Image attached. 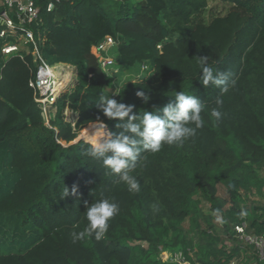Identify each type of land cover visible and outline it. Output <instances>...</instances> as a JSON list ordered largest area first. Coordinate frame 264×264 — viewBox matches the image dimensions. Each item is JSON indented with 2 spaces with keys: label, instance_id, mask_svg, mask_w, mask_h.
<instances>
[{
  "label": "trees",
  "instance_id": "trees-1",
  "mask_svg": "<svg viewBox=\"0 0 264 264\" xmlns=\"http://www.w3.org/2000/svg\"><path fill=\"white\" fill-rule=\"evenodd\" d=\"M47 1H40V20L32 25L42 38L39 51L49 63L75 65L77 79L57 98L56 116L45 124L29 85L37 61L26 45L5 56L2 45L16 39L0 36V264H163L160 248H181L201 264H228L239 255L235 223L245 221L248 231L264 234V204L240 205L255 169L264 168V0H219L220 9L209 0H53L51 10ZM106 35L117 41L118 65L140 73L110 97L135 105L137 113L162 108L177 91L204 105V126L182 146L141 151L129 170L140 183L138 193L88 155L92 140L121 131V121L96 106L110 80L95 54ZM200 56L230 73L226 93L199 81ZM137 91L150 100L144 103ZM218 96L224 113L219 121L211 115ZM65 107L77 113L74 124L64 119ZM86 125L92 140L81 135L73 142ZM74 185L76 195L61 199L64 187L71 193ZM219 185L229 203L222 234L199 229L195 221L194 241L183 222L196 220L199 194L221 208ZM101 199L120 209L105 236L74 243L72 233L88 223L85 202ZM223 240L232 246H219Z\"/></svg>",
  "mask_w": 264,
  "mask_h": 264
},
{
  "label": "clouds",
  "instance_id": "clouds-1",
  "mask_svg": "<svg viewBox=\"0 0 264 264\" xmlns=\"http://www.w3.org/2000/svg\"><path fill=\"white\" fill-rule=\"evenodd\" d=\"M207 59V56H200L199 81L205 87L212 84L218 87L222 94L226 93L230 73L215 70L208 65ZM135 95L144 103L151 98L145 91H137ZM215 103L218 107L212 108L211 115L219 121L224 115L219 110L223 106V100L218 96ZM96 106L107 118H118L121 123L116 124V128L121 131L110 132L102 141L93 143L88 155L102 160L106 168L118 174L131 193L140 191L139 181L129 174V170L135 167L142 150L158 152L162 144L182 146L184 140L194 136L196 130L204 126L201 116L204 105L199 98L183 91H177L174 100L162 108L154 106L155 111L134 112L135 105L125 104L105 94L99 96ZM189 125H195V127ZM76 193L75 185L71 193L65 186L60 198L63 199L70 194L76 195ZM85 207V217L88 223L83 231L72 233L74 243L86 236L94 237L97 241L101 240L109 229V220L120 210L119 205L109 199L97 200L91 204L85 202ZM153 209L156 210L155 205ZM218 212L217 209L214 214ZM240 215L244 216L246 212L242 210ZM217 219L220 220L219 216ZM220 222L223 223L222 220Z\"/></svg>",
  "mask_w": 264,
  "mask_h": 264
},
{
  "label": "built area",
  "instance_id": "built-area-1",
  "mask_svg": "<svg viewBox=\"0 0 264 264\" xmlns=\"http://www.w3.org/2000/svg\"><path fill=\"white\" fill-rule=\"evenodd\" d=\"M40 1L0 0V36L13 35L16 39V42L4 43L1 51L7 56L18 52L20 45H26V52H30L37 61L35 76L29 79V85L33 88L34 100L40 108L44 122L49 124V120L56 116V101L62 94V89L66 86L68 88L74 86L73 78L77 77V69L73 64L49 63L42 57L39 51V42L42 38L35 36L32 28V25L40 20ZM46 7L51 10L54 7L53 0H48ZM116 45V39L111 35H106L95 46L99 67L110 80L122 75L123 72L131 75L118 65L115 54H111ZM140 69L145 72L149 66L147 63H143ZM131 76H135V79L131 80L135 81L140 78V73ZM64 115L65 113H63ZM72 124L74 123L72 122ZM233 233L242 259L245 262L247 260L246 264H264V234L248 231L245 221L235 223ZM232 244V242L227 244L225 248L229 249ZM191 254L187 255L181 248L174 250L160 248L157 258L163 264H201ZM235 257L228 264H241V262L235 261Z\"/></svg>",
  "mask_w": 264,
  "mask_h": 264
},
{
  "label": "rangeland",
  "instance_id": "rangeland-1",
  "mask_svg": "<svg viewBox=\"0 0 264 264\" xmlns=\"http://www.w3.org/2000/svg\"><path fill=\"white\" fill-rule=\"evenodd\" d=\"M209 4H217V8H221V3L219 2V0H209ZM114 49H112L111 54L114 53ZM77 79V77H76ZM76 79L73 78V84L76 83ZM132 79H135V76H131L129 74H125V72H123L122 75H119L117 78L115 79H111L109 80V84L108 87L105 90V95L108 96H113L116 94V92L123 87L126 82L131 81ZM72 87H64L62 89V93L71 89ZM65 111V112H64ZM63 113H65L64 115V119L65 120H69L71 122L74 123L76 117H77V113L76 112H72L68 107L64 108ZM45 124H48V122ZM87 127L84 126L81 129H79L77 131V136H81V135H86L88 138L89 136L86 134L85 132V128ZM91 139V138H89ZM92 140V139H91ZM94 142H100L102 140H92ZM199 198V211L196 214L195 218L196 220L192 219V218H186L183 222V227L185 229V231L188 233V236L192 237L194 241L197 240V233L195 232V230L192 228L195 224V221H198L199 223V229L200 228H205L208 230H211L213 233H217V234H222V230H223V223H224V210L227 209V207L229 206L227 197H226V193L224 190V187L222 185L218 186V191L216 194V198H217V202L218 204L221 205V208L219 209V212L215 213V210L211 204V202L207 199H205L204 196L202 195H198ZM261 205L264 204V168H256L254 171V175L251 177L250 179V183H249V188L242 190L241 192V197H240V205L241 207H249L251 205ZM217 216H219L220 220L223 221V223L220 222V220L217 219ZM211 225V226H210ZM232 241L230 240H223L219 243V246H223L225 247L227 244H230ZM248 259V258H247ZM235 261L241 262V264H246V262L242 259V254L239 253L238 256L235 257ZM245 262V263H243ZM237 264V263H236Z\"/></svg>",
  "mask_w": 264,
  "mask_h": 264
},
{
  "label": "water",
  "instance_id": "water-1",
  "mask_svg": "<svg viewBox=\"0 0 264 264\" xmlns=\"http://www.w3.org/2000/svg\"><path fill=\"white\" fill-rule=\"evenodd\" d=\"M102 124L104 125V127L106 128V125L102 122ZM106 130L108 131V129L106 128ZM108 133H109V131H108ZM79 138H83L82 136H77L74 140H73V142L74 141H76L77 139H79Z\"/></svg>",
  "mask_w": 264,
  "mask_h": 264
},
{
  "label": "bare ground",
  "instance_id": "bare-ground-1",
  "mask_svg": "<svg viewBox=\"0 0 264 264\" xmlns=\"http://www.w3.org/2000/svg\"><path fill=\"white\" fill-rule=\"evenodd\" d=\"M85 135V134H84Z\"/></svg>",
  "mask_w": 264,
  "mask_h": 264
}]
</instances>
